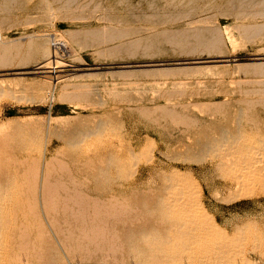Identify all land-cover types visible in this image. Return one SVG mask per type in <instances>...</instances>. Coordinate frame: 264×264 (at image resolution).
<instances>
[{"label":"rangeland","instance_id":"rangeland-1","mask_svg":"<svg viewBox=\"0 0 264 264\" xmlns=\"http://www.w3.org/2000/svg\"><path fill=\"white\" fill-rule=\"evenodd\" d=\"M40 33L49 58L50 37L62 42L52 100V72L36 67L49 58L30 44ZM0 36V158L9 169L41 170L48 123L50 176L90 159L99 165L82 166L81 178L101 195L110 184L170 203L152 224L153 255L264 264V0H0ZM193 60L203 62L177 63ZM28 119L31 128L20 126ZM101 165L111 181L92 178ZM44 222L65 263L77 264ZM163 225L184 239L160 240Z\"/></svg>","mask_w":264,"mask_h":264},{"label":"bare ground","instance_id":"bare-ground-1","mask_svg":"<svg viewBox=\"0 0 264 264\" xmlns=\"http://www.w3.org/2000/svg\"><path fill=\"white\" fill-rule=\"evenodd\" d=\"M35 34L37 35V33ZM43 34L42 37L36 36L37 38L30 39V44L36 52L44 55L42 60H45L49 58V49ZM173 38L175 37L173 36ZM52 39L54 37H50V48L53 57H50L44 64L36 66L48 67L44 70L37 69L39 72H52L49 76H52L50 78L53 79V89L49 91L46 88V91H49L46 96L49 100H52L55 85L62 80L59 79V75H62L65 70V66L62 65L64 62L53 51ZM0 40H2V36H0ZM257 59L264 60V57H257ZM213 60L228 61L229 58ZM50 62L52 64H48ZM200 62L203 61H179L177 63ZM127 66L132 65L128 64ZM37 71L30 70V72ZM66 85H69V83L66 82L62 88H66ZM32 125L30 119L20 124L24 128H31ZM47 127L48 123H45L43 149L39 158L40 171L38 168H34L31 172L28 170L23 172L12 170L0 158V264H3L5 259L4 250L7 244L4 241V234L9 225L13 229L9 236V247L13 250L8 253L11 264H28L29 261L32 263L30 258L36 260L32 264H66L65 259L58 253L57 242L52 239L53 234L51 237L48 233L50 230L46 229L47 226L45 227L44 223L46 222L44 221L46 219L49 226L51 225V232H59L58 236L62 241H59L58 237L56 239L59 241L60 248L65 245L64 247H67L78 256V258L73 257L76 259L75 263L77 264H185L183 260H179L176 256L165 258L153 255L156 248L152 243L151 232L155 228L152 224L159 222V215L168 214L170 203L168 205L167 202L166 204L162 202L164 200L160 199L161 196H159V200L153 198L154 194L150 196L145 190L131 192L129 189H122L121 192L117 193L110 184L106 193L101 195L103 192L100 189L94 185L87 186L83 181L84 177L81 178V174L84 173L82 166L91 168L94 164L99 165L97 161L90 159H85L81 162L82 166L76 165L72 169H69L66 165L61 166L58 176H50L52 158L46 155ZM221 158L218 166L223 167L227 164L229 158L225 155ZM99 167L98 171H91L92 178H103V180L111 181L113 175L108 167L106 168L104 165ZM85 173L90 172L86 171ZM22 175L24 180L22 183L20 182L21 184H18L19 181L17 180ZM19 216L29 217L32 222L30 224L36 225L37 234L33 235L31 230H28L29 228H24L22 225L24 223H18L19 219L17 220V218H20ZM178 218L181 221L185 220L184 217ZM26 221L28 222V219ZM162 227L165 230L164 234L159 236L161 237L160 240L174 241L185 237L176 232L174 226L163 225ZM192 236L196 240L202 237L197 232H193ZM123 244L127 245V250L120 248ZM16 249H19L17 253ZM22 250H26L27 254L20 253Z\"/></svg>","mask_w":264,"mask_h":264},{"label":"built area","instance_id":"built-area-1","mask_svg":"<svg viewBox=\"0 0 264 264\" xmlns=\"http://www.w3.org/2000/svg\"><path fill=\"white\" fill-rule=\"evenodd\" d=\"M62 43L59 40L52 39L51 46L53 48L54 53H59L62 51L61 47Z\"/></svg>","mask_w":264,"mask_h":264},{"label":"water","instance_id":"water-1","mask_svg":"<svg viewBox=\"0 0 264 264\" xmlns=\"http://www.w3.org/2000/svg\"><path fill=\"white\" fill-rule=\"evenodd\" d=\"M262 57H264V56H262Z\"/></svg>","mask_w":264,"mask_h":264}]
</instances>
